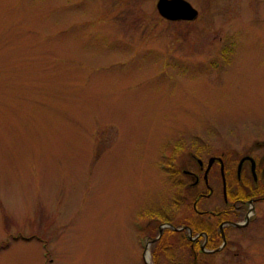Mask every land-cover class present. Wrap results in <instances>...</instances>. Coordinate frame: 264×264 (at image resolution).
I'll return each mask as SVG.
<instances>
[{"label": "rangeland", "instance_id": "rangeland-1", "mask_svg": "<svg viewBox=\"0 0 264 264\" xmlns=\"http://www.w3.org/2000/svg\"><path fill=\"white\" fill-rule=\"evenodd\" d=\"M187 1L0 0V264H147L134 217L174 141L229 166L264 136V0ZM253 206L210 264H264Z\"/></svg>", "mask_w": 264, "mask_h": 264}, {"label": "flooded vegetation", "instance_id": "flooded-vegetation-1", "mask_svg": "<svg viewBox=\"0 0 264 264\" xmlns=\"http://www.w3.org/2000/svg\"><path fill=\"white\" fill-rule=\"evenodd\" d=\"M220 50L225 52L228 45ZM254 143L235 154L229 166L223 151L203 159L200 152L205 147L169 148L163 164L174 188L167 198L139 209L134 217L143 261L174 264V257L180 264L213 263L215 253L233 241L230 231L243 228L252 217L253 204L264 202V136ZM183 149L191 167L173 163ZM194 184L202 187L192 197L182 194L183 187Z\"/></svg>", "mask_w": 264, "mask_h": 264}, {"label": "water", "instance_id": "water-1", "mask_svg": "<svg viewBox=\"0 0 264 264\" xmlns=\"http://www.w3.org/2000/svg\"><path fill=\"white\" fill-rule=\"evenodd\" d=\"M156 11L166 19H191L197 11L187 0H155Z\"/></svg>", "mask_w": 264, "mask_h": 264}, {"label": "trees", "instance_id": "trees-1", "mask_svg": "<svg viewBox=\"0 0 264 264\" xmlns=\"http://www.w3.org/2000/svg\"><path fill=\"white\" fill-rule=\"evenodd\" d=\"M175 143L171 146V147H177V146H181V142L177 139L174 141Z\"/></svg>", "mask_w": 264, "mask_h": 264}]
</instances>
